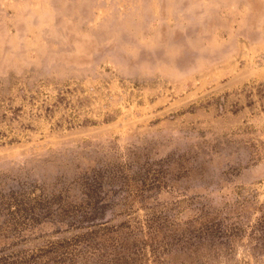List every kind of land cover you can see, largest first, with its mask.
<instances>
[{"label": "rangeland", "instance_id": "obj_1", "mask_svg": "<svg viewBox=\"0 0 264 264\" xmlns=\"http://www.w3.org/2000/svg\"><path fill=\"white\" fill-rule=\"evenodd\" d=\"M0 264H264V0H0Z\"/></svg>", "mask_w": 264, "mask_h": 264}]
</instances>
